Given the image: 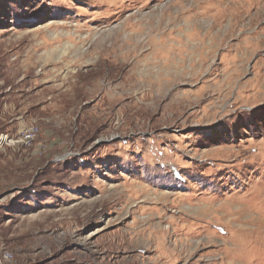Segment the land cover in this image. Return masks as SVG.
Listing matches in <instances>:
<instances>
[{"label": "rangeland", "instance_id": "rangeland-1", "mask_svg": "<svg viewBox=\"0 0 264 264\" xmlns=\"http://www.w3.org/2000/svg\"><path fill=\"white\" fill-rule=\"evenodd\" d=\"M262 36L264 0H0V133L40 127L0 148V264H264L181 207L264 210Z\"/></svg>", "mask_w": 264, "mask_h": 264}, {"label": "bare ground", "instance_id": "bare-ground-1", "mask_svg": "<svg viewBox=\"0 0 264 264\" xmlns=\"http://www.w3.org/2000/svg\"><path fill=\"white\" fill-rule=\"evenodd\" d=\"M131 19V16L126 18L122 22V25L119 27V29L113 31L112 42L110 43V45L102 49V56L112 55V58L114 60L119 59L120 64H123V61H121L122 59H128V57L133 51L129 50L131 48H129L127 51H124V47L129 46L131 44V41H140L134 40L135 34H126V29L129 27ZM148 19H151V17H148ZM217 24V21L214 20L209 27L212 28ZM233 26L234 24L231 23L229 28L232 29ZM122 33H124L126 37L124 36L121 41L116 40V38L122 35ZM247 39L244 42L251 43V45L244 46V48H246V51H244V53H248V51H250L249 48H254L260 43V41L255 43L254 41L252 42L251 40ZM263 39L264 37L262 36L260 40L263 41ZM135 63H137V61L134 62L132 67L129 69V77L137 75L138 80L143 82L149 91L156 88V85H161V90H164L167 84L170 83L171 80L174 79V77L176 78L182 76V72L180 71H174V73L171 74L167 72L169 61H166L162 65H160L159 69H157V71L155 72L150 71L149 67L147 69L144 68L143 70H141L142 68L139 69L137 64L135 65ZM170 78L172 79L170 80ZM164 197H166V194ZM260 197H262L261 201H263L264 195ZM185 206L186 209L184 211H186V213L192 216L194 219L208 220L207 225H210L212 219L218 217V220L221 221L227 227L228 236L223 238L222 240L223 249L226 252L224 258L230 259L232 258V256H234L235 258L233 259V261H243L247 259L251 260L253 263L254 261H257L259 257L264 253V210H262V205L256 204L253 207H249L247 205H241L234 201H224L219 205H214L213 203L197 207L189 204L181 205L182 208ZM179 229L181 228H176L173 232L177 233ZM156 233L161 234L162 230H159ZM214 234V230L210 232V235ZM183 235L184 234H181V236ZM257 245L258 247H260V250L254 249V246Z\"/></svg>", "mask_w": 264, "mask_h": 264}, {"label": "built area", "instance_id": "built-area-1", "mask_svg": "<svg viewBox=\"0 0 264 264\" xmlns=\"http://www.w3.org/2000/svg\"><path fill=\"white\" fill-rule=\"evenodd\" d=\"M40 132L37 123L25 125L20 128L16 135L0 133V148L4 146L28 145L31 144Z\"/></svg>", "mask_w": 264, "mask_h": 264}]
</instances>
